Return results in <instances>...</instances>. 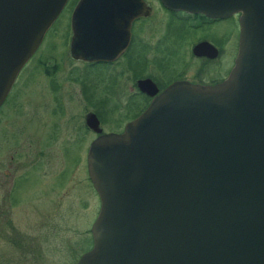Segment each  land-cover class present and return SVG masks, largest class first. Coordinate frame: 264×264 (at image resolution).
Here are the masks:
<instances>
[{"label": "water", "instance_id": "1", "mask_svg": "<svg viewBox=\"0 0 264 264\" xmlns=\"http://www.w3.org/2000/svg\"><path fill=\"white\" fill-rule=\"evenodd\" d=\"M174 10L240 13L223 81H174L121 133L94 139L87 171L100 207L75 264H264V0H161ZM67 0H0V105ZM143 0H78L70 52L115 58ZM200 44L196 46L198 49ZM87 124L97 132L98 121Z\"/></svg>", "mask_w": 264, "mask_h": 264}, {"label": "rangeland", "instance_id": "2", "mask_svg": "<svg viewBox=\"0 0 264 264\" xmlns=\"http://www.w3.org/2000/svg\"><path fill=\"white\" fill-rule=\"evenodd\" d=\"M69 13L66 7L19 73V82H28V85L21 87L22 105H18L14 112L9 108L6 115L0 110V159H8L16 153L11 143L13 134L8 136L10 139L3 136L4 129L13 133L15 126L24 127L19 136L21 146L17 148L18 153L23 151L22 157L28 158L33 153L27 156L25 152H34V177L29 178L34 181L21 182L15 194L16 222L21 225L4 230L0 224V264H75L93 244L91 226L99 211V199L88 176L85 161L88 150L83 148L84 144H79L81 138L82 141L85 138L78 131H73L70 125L75 121L67 117L76 116V122H79L80 107L84 102L85 106L92 104L93 100L102 101L99 109L106 116L113 104L109 90L111 81H89L87 102L76 94L78 82L66 81L69 88L67 98L61 94L60 87V100L55 98L52 104L59 102L61 109L54 110L55 106H51V109L47 107L51 93L47 87L49 83L41 72L42 64H39V60L64 58ZM163 18L170 20L174 16L163 12ZM234 22L231 20L232 30ZM214 26L210 30L185 29L184 24L173 19L167 40L176 49L177 56L171 57V60H177L179 52H186L189 43L196 39L208 36L216 40L227 35L224 34V22ZM154 28L162 30V22ZM71 65L60 71L64 78L69 74ZM95 73L92 71L93 75ZM33 103L34 119L31 124ZM105 118L107 127L112 125L110 117ZM52 123L61 125L53 139L51 135L55 128ZM30 127L34 128V134ZM2 170L0 167L3 173ZM7 187L1 185L0 201L3 198L1 193H7Z\"/></svg>", "mask_w": 264, "mask_h": 264}, {"label": "flooded vegetation", "instance_id": "3", "mask_svg": "<svg viewBox=\"0 0 264 264\" xmlns=\"http://www.w3.org/2000/svg\"><path fill=\"white\" fill-rule=\"evenodd\" d=\"M77 1L67 0L62 11L54 21L58 20L66 7L69 9L67 51L64 53V58L54 57L39 60V64H42L41 72L45 75L47 83H49L47 87L51 93L47 107L51 109V106H55L54 110L56 108L61 109L59 102L52 104L53 99L60 100V95L58 94L60 87L61 94L67 98L69 88L66 81L78 82L79 88L75 92L77 95H81L82 100L86 102L88 97L87 90L90 87L89 81H111L109 83V90L113 104L106 116H103L99 109L102 101L93 100L92 104L85 106L84 102L80 107L79 122H76V116L67 117V119L75 121L70 126L74 132L78 131L81 136H84L85 140L82 141L81 138L79 144L80 146L84 144L83 148L85 147L87 150L92 141L99 135L123 132L126 124L140 115L147 108L153 97L174 81L214 84L223 81L229 75L234 65L239 44L240 13L223 17H209L200 13L170 9L161 0H143L146 12L136 16L130 22L128 43L115 58L86 60L74 57L70 52L72 37L71 15ZM163 12L173 15L174 20L184 24L185 29L189 28L191 30L197 28H208L210 30L215 27L216 23L224 22L226 25L224 34L227 35L216 40L210 39L208 36L196 39L189 43L186 52H179L178 59L173 61L171 57L177 56L176 49L167 40L168 35L172 31L170 30V26L173 19H162ZM231 20L235 21L233 23V30L231 28ZM160 22H162V30L155 29V25L158 27ZM198 44H200V47L197 49L196 46ZM71 63L70 69L68 68L69 74L64 78L60 74V71ZM95 70H99V72L95 73ZM92 71H94V75ZM18 75L0 105V110L4 114L9 108H11V112H14L18 105H22L20 101L21 87L28 85V82H19L20 80L17 79ZM139 81H153L158 88L157 93L152 96L142 90L138 85ZM4 106H7L6 109L3 108ZM31 112L32 124L34 119V103ZM89 114H94L96 117L98 121L96 127L101 129L100 132H97L95 128L87 124ZM107 116L110 117V121L112 122V125H109V127L106 125L105 117ZM52 125L55 128V132L53 131L51 135L53 139L56 130L59 132L58 127L61 125L53 123ZM30 128L33 131L31 133L34 134V128ZM22 130H24V127L20 125L15 126L13 133H8L5 129L3 131V136L6 139H10L8 136L13 134L14 140L11 143L15 146L16 151L8 159H0V167L4 171L3 173L0 171V187L3 185L6 188L9 183L7 193H1V198H3L0 201V224L2 225L1 229L4 230L21 225L18 221L16 222L17 218L15 214L17 187L21 182L34 181V179H29L30 177H34L33 150L25 152L27 156L29 153L31 155L33 153L28 158H23V151L18 153L17 150L19 145L21 146L19 136ZM32 142L34 143V137L32 138ZM85 161H87V157Z\"/></svg>", "mask_w": 264, "mask_h": 264}]
</instances>
